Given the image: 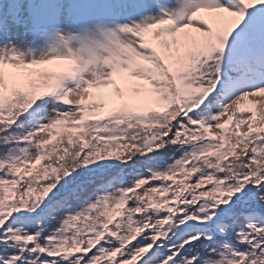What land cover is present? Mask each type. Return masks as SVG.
<instances>
[{
  "label": "snow or ice",
  "instance_id": "1",
  "mask_svg": "<svg viewBox=\"0 0 264 264\" xmlns=\"http://www.w3.org/2000/svg\"><path fill=\"white\" fill-rule=\"evenodd\" d=\"M0 264H264V0H0Z\"/></svg>",
  "mask_w": 264,
  "mask_h": 264
}]
</instances>
